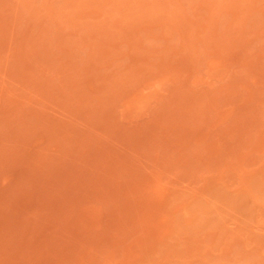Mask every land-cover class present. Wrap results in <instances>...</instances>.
Instances as JSON below:
<instances>
[{"label": "rangeland", "instance_id": "rangeland-1", "mask_svg": "<svg viewBox=\"0 0 264 264\" xmlns=\"http://www.w3.org/2000/svg\"><path fill=\"white\" fill-rule=\"evenodd\" d=\"M0 264H264V0H0Z\"/></svg>", "mask_w": 264, "mask_h": 264}]
</instances>
